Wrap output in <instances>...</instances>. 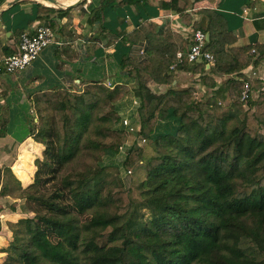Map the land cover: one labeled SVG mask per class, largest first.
<instances>
[{
  "label": "trees",
  "instance_id": "1",
  "mask_svg": "<svg viewBox=\"0 0 264 264\" xmlns=\"http://www.w3.org/2000/svg\"><path fill=\"white\" fill-rule=\"evenodd\" d=\"M116 1L103 0L88 23H102ZM174 1L183 2L177 10L191 25L188 10L196 0ZM121 2L135 6L140 16L146 0ZM39 11L29 25L41 19ZM53 13L59 18L67 14ZM199 14L210 18L207 29L199 22L193 27L210 33L206 51L216 61L212 73H240L252 61V48L233 47L234 37L218 13ZM51 24L55 28V21ZM101 29L107 30L104 23ZM123 34L120 66L137 82L133 94L140 102V135L157 147L146 161L141 202L128 197L120 179H107L110 162L100 154L114 158L123 146L104 143L109 135H123L114 127L117 108L112 107L120 86L92 83L81 92L40 93L34 109L47 104L54 115L45 124L38 116L40 126L31 130L35 142L45 146L43 159L36 160L33 183L23 189L6 169L34 217L11 226L13 240L3 264H264V91L256 100L250 95L242 102L244 85L260 89L262 81L245 77L237 83L229 96L234 101L218 115V98L203 102L192 89L158 94L149 86L172 84V72L190 65L189 43L169 30L157 34L149 22ZM144 41L150 42L148 58L140 62L130 53ZM239 101L248 105L242 118L230 112ZM143 160L142 150L132 147L123 166L137 167ZM12 182L11 187L5 182L2 194H15ZM144 209L149 211L145 220L140 215Z\"/></svg>",
  "mask_w": 264,
  "mask_h": 264
},
{
  "label": "crops",
  "instance_id": "2",
  "mask_svg": "<svg viewBox=\"0 0 264 264\" xmlns=\"http://www.w3.org/2000/svg\"><path fill=\"white\" fill-rule=\"evenodd\" d=\"M59 1L71 6L79 0ZM172 1L146 0L143 6L140 5L139 16V9L135 6H120L121 0H117L115 8L106 9V18L102 23L107 30L104 31L101 22L93 26L88 23L92 10L101 7L103 0H84L80 5L63 10L67 14L62 18L53 13L57 9L38 0H0V60L15 54L21 35L33 33L38 25L55 21L54 29L62 42L61 46L48 47L27 70L12 75L0 74V264L6 259L2 250L7 249L13 240L11 226L22 219L33 218L25 207L24 199L12 192L2 194L1 191L5 182L11 187V178L4 174L6 169H11L23 189L32 184L34 169L31 160L40 157L43 149L31 137L32 122L25 118L32 116L38 123V116L34 118L33 115L36 95L56 90L80 92L83 87L104 81L115 87L129 86L127 73L120 66L123 52L119 48L124 32H133L139 24L149 22L157 34L169 30L190 44L195 22H199L204 29L209 26L210 18L199 12H216L225 19L234 37L233 47L252 48L249 53L251 63L244 64L238 74L216 76L212 73L216 62L214 65L198 62L203 66L190 64L172 72V84L151 82L150 88L155 93H158L156 90L163 91L158 94L192 89L197 100L206 102L218 98L220 105L225 107L234 101L229 98L230 93L245 77L263 83L260 89L252 87L254 100L264 91V56L261 58L264 54V0H196L188 10L193 22L191 25L184 22L177 10L183 7V2ZM9 3L12 5L9 6ZM38 10L41 19L29 25ZM203 18H206V28L202 25ZM149 44V41H144L132 48L131 57L140 62L147 60ZM253 50L257 56L252 54ZM180 51L178 54L182 53ZM27 154L31 157L29 163L23 161Z\"/></svg>",
  "mask_w": 264,
  "mask_h": 264
},
{
  "label": "rangeland",
  "instance_id": "3",
  "mask_svg": "<svg viewBox=\"0 0 264 264\" xmlns=\"http://www.w3.org/2000/svg\"><path fill=\"white\" fill-rule=\"evenodd\" d=\"M129 79L130 78L128 77L129 86H120V93H119L118 101L114 106H112L114 108L116 106V108H117V111H115V114H116L115 117L117 118V122L115 123L114 127H115V129L119 130L120 132H123L122 133L123 135H117V136L109 135V137L104 141V143L106 145H109L111 147L114 146L115 143L121 142L122 145L124 146V150H121V151L119 150L117 155L111 159L106 155L104 157L103 153H100V154L102 155L103 161H105L106 163L110 162V168L107 170V173H108L107 179H109V181H111V182H116L118 179H120L123 182L126 193L129 194L128 197L131 200L133 199L137 203H140L141 202L140 184L145 180V178L147 176L146 161L155 155V153L157 151V147L149 139L145 145H143V146L141 144L139 145V143H138L139 136L130 135L129 133H127L126 130H124L120 126L121 119L124 117H129L134 123L139 124L141 126L140 115H139V110H138L139 106H137V104L135 105L134 100H136V99H135L134 94H133L134 88L137 86V82L132 80V79H130V80ZM104 83H106L105 86L108 87L109 82L104 81L103 84ZM114 87L115 86L112 85V87H109V88L113 89ZM86 88H88V87H83L81 89V91L85 90ZM156 91L158 93L163 92L162 90H156ZM194 96H195V94H194ZM138 103H140V102L138 101ZM239 103L241 105L239 107L235 106L234 110L230 109V112L231 113L234 112L235 114H237V117L242 118L244 112L248 111V105L242 103L241 101H239ZM110 107L108 106L107 109H110ZM40 110H42V113H40ZM218 110L219 111H215V113H217L219 115V114L226 113L228 111V108L225 106H219ZM34 111H36L33 114L34 118H36V116H39V117L42 116V118L44 120L43 124H45V121L47 120V118L49 120V118L52 115H54L49 110V107L47 106V104H42V105L36 106ZM25 112H26V110H25ZM25 119L26 120L28 119L27 121H29L30 123L32 122V125H31L32 129L31 130H34L40 126L39 123H36L34 121L32 116H30L29 118H25ZM50 120H51V118H50ZM262 135H264V130L262 131ZM127 144L131 145V148L136 147V148L141 149L143 152V156H144V160L140 161L139 164L137 165V167H132L130 169H126V167L123 166V162L125 161V155L128 154L129 150L131 149V148H129L130 146H128V147L126 146ZM41 147L43 150L41 152V155H39L40 157H37L36 159H33V160H31V157H29L28 154H27V157L26 156L23 157V161H27V163H29L28 161H30V160L32 161V163L31 162L30 163L34 169V175L37 171L36 160L43 159V151L45 150V146L43 144H41ZM36 156H37V154H35V157ZM85 162L87 164L90 163L89 160L85 161ZM128 171H131L132 173L128 174ZM4 174L6 177H8V175H7L8 173L6 174V170H5ZM33 180H34V178H33ZM11 182H12V180H11ZM32 183H33V181H32ZM14 186H15V184L12 182V190H14V193L16 194V196L19 194L21 195V193L18 192L17 188L15 190ZM127 194L123 195L124 199H127L126 198ZM26 209L30 212L28 207H26ZM31 214H32V217H34V214L33 213H31ZM140 215H142L143 220H145L149 216V211L144 209L142 211V214H140ZM2 253L6 254V259H5V261H6L7 257H8V254L6 253V249L2 250Z\"/></svg>",
  "mask_w": 264,
  "mask_h": 264
},
{
  "label": "built area",
  "instance_id": "4",
  "mask_svg": "<svg viewBox=\"0 0 264 264\" xmlns=\"http://www.w3.org/2000/svg\"><path fill=\"white\" fill-rule=\"evenodd\" d=\"M206 32L203 30H194L190 36V51L187 55V61L193 65L200 59L209 64H215L214 56L206 51L207 38ZM57 45L61 46L62 42L59 41L57 32L52 24L47 23L44 25H38L33 33H24L21 36L18 51L9 57H4L0 60V74L12 75L15 73L23 72L27 70L33 63H35L42 55V53L50 46ZM255 54V50L252 52ZM178 62L181 64L184 61L182 53L177 55ZM172 66V69H175ZM108 87H112L108 83ZM252 93L251 87L248 83L244 85L242 92V102H246ZM135 105L139 106L138 100H134ZM120 126L127 131L130 135L139 136L138 143L142 146L147 143V140L141 137V126L134 123L129 117L121 119ZM127 147L131 145L127 144ZM121 150H124L122 146ZM128 171V174H131Z\"/></svg>",
  "mask_w": 264,
  "mask_h": 264
},
{
  "label": "water",
  "instance_id": "5",
  "mask_svg": "<svg viewBox=\"0 0 264 264\" xmlns=\"http://www.w3.org/2000/svg\"><path fill=\"white\" fill-rule=\"evenodd\" d=\"M38 1L49 4L54 9L65 10V9H69V8L75 7L77 5H80L84 0H79L77 3H75L74 5H71V6H65L59 0H38ZM11 5H12V3H9V6H11ZM202 25L206 28V18H203ZM206 38H207V45H206V48H207L209 43H210V33H207ZM198 62H203V61L200 59Z\"/></svg>",
  "mask_w": 264,
  "mask_h": 264
},
{
  "label": "bare ground",
  "instance_id": "6",
  "mask_svg": "<svg viewBox=\"0 0 264 264\" xmlns=\"http://www.w3.org/2000/svg\"><path fill=\"white\" fill-rule=\"evenodd\" d=\"M49 5V4H48ZM66 5V4H65Z\"/></svg>",
  "mask_w": 264,
  "mask_h": 264
}]
</instances>
